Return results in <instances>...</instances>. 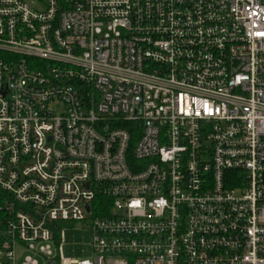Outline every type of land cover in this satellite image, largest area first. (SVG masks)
Masks as SVG:
<instances>
[{"label": "built area", "instance_id": "1", "mask_svg": "<svg viewBox=\"0 0 264 264\" xmlns=\"http://www.w3.org/2000/svg\"><path fill=\"white\" fill-rule=\"evenodd\" d=\"M38 259L264 264V0H0V264Z\"/></svg>", "mask_w": 264, "mask_h": 264}, {"label": "rangeland", "instance_id": "2", "mask_svg": "<svg viewBox=\"0 0 264 264\" xmlns=\"http://www.w3.org/2000/svg\"><path fill=\"white\" fill-rule=\"evenodd\" d=\"M60 228L63 232L62 255L64 258L93 260L92 235L82 223L61 224ZM38 260L40 264H43L41 259Z\"/></svg>", "mask_w": 264, "mask_h": 264}]
</instances>
